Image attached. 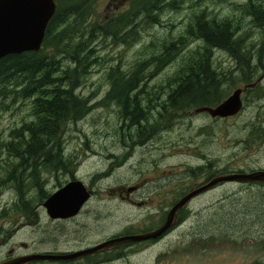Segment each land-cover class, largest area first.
Masks as SVG:
<instances>
[{"label":"rangeland","instance_id":"1","mask_svg":"<svg viewBox=\"0 0 264 264\" xmlns=\"http://www.w3.org/2000/svg\"><path fill=\"white\" fill-rule=\"evenodd\" d=\"M247 1L185 0L181 9L163 12L161 23L142 30L141 37L132 45H115L108 40H98L93 45L98 62L92 65L90 73L77 89L80 95L89 99L92 109L84 118L69 122L62 129L61 150L65 162L71 166L56 171L40 170L43 190L48 193L44 199L43 194L39 196L38 188L30 186L28 171L23 173L22 202L28 197L34 205L29 212H26L24 205L20 211L15 208V204L20 202L19 184L9 181L4 167L17 161L9 158L4 143L10 140L12 129L21 127L24 120L31 119L28 117L30 108L22 104L2 111L0 205L6 208L8 217L0 222V229L35 247L39 245L40 235L56 237L58 240L53 238V242H61L63 246L66 245L63 241L72 243L82 235L94 243L118 235L129 227L141 230L155 225L171 206L152 192L162 186L165 191L169 189L166 194L173 196L179 188L185 186L189 189L196 181L189 172L191 167L212 164L208 170L228 173L239 168L264 166V136L262 132L256 133L261 131L260 123L264 120V87L258 86L247 93L244 108L231 118L215 120L209 113L198 114L193 109L190 116L185 112L177 114L173 126L166 127L170 125L171 117L167 114L159 125V132L150 142H140L134 135L126 137L130 130L125 129L119 107L107 99L111 88L107 75L112 66L121 63L127 71L137 61L150 57L156 51L160 52L162 41L176 40L185 34L194 15L202 11H206L210 18H230L240 25L246 45L253 47L252 57L258 59L261 55H257V51L264 45L262 29L236 9L237 4ZM125 3V0H98L93 21L103 22L110 15L124 11ZM202 44V41L196 40L182 49L178 57L150 81L149 89H170L167 86L170 79L190 53ZM213 64L220 73L228 70L227 81L224 88L221 87L223 90L220 89L223 99L236 87L251 80L256 81L263 67L258 64L260 68L254 77L246 79L242 67L223 49H215ZM161 97L165 99L163 94ZM131 134H134L133 129ZM70 170H74L76 177L93 192L92 197L75 221L52 220L44 203L72 177ZM204 178L205 175L202 176ZM179 180L180 183L174 184ZM133 185L141 187L133 195L134 200L141 202L146 196L152 199L138 205L119 195V189ZM186 216L184 224H179L154 247L133 253L130 261L133 264L251 263L264 251V241L260 242L256 235L248 232L264 229V190L231 182L221 184L194 200ZM39 231L42 233H37ZM44 241L50 242L45 238ZM51 245L46 243L43 246ZM124 261L114 264H124Z\"/></svg>","mask_w":264,"mask_h":264},{"label":"trees","instance_id":"2","mask_svg":"<svg viewBox=\"0 0 264 264\" xmlns=\"http://www.w3.org/2000/svg\"><path fill=\"white\" fill-rule=\"evenodd\" d=\"M56 2L57 10L48 25L42 49L0 59V114L15 105L30 108L31 119L12 129L10 140L4 143L9 158L17 161L8 163L4 173L9 181L19 184L21 200L15 204L19 211L23 205L26 212L34 208L28 197L22 202L24 172L28 171L30 186L38 188L44 199L48 193L43 190L40 170L68 169L62 163V129L67 123L84 118L92 109L89 99L77 89L98 62L93 45L101 39L115 45H132L139 40L142 30L161 23L163 12L181 9L185 0H125V10L103 22L93 21L98 0ZM236 9L251 18L264 36V0H248L237 4ZM196 40L203 44L190 53L170 79L167 85L170 89L150 90V81ZM246 44L240 25L230 18H210L202 11L194 15L185 34L176 40L162 41L160 52L137 61L127 71L121 63L112 66L107 75L111 83L107 99L119 107L125 129L129 128L130 133L133 129L140 142L149 140L159 132L165 112L171 115L170 125L166 126L169 127L179 113L222 101V76L213 64L215 49L226 50L246 72V78H253L258 64L264 63V45L257 51L261 56L254 59L253 47Z\"/></svg>","mask_w":264,"mask_h":264},{"label":"water","instance_id":"3","mask_svg":"<svg viewBox=\"0 0 264 264\" xmlns=\"http://www.w3.org/2000/svg\"><path fill=\"white\" fill-rule=\"evenodd\" d=\"M57 10L56 0H0V59L27 51H40L45 40L48 25ZM242 89H237L217 107H202L197 111L208 112L213 117H227L237 114L243 107ZM264 182V170L250 173H229L215 176L207 184L183 196L169 211L167 219L157 229L133 235L117 236L95 246L68 254H32L3 264H26L37 260H72L91 255L115 246L157 239L172 229L178 222V212L191 200L226 182ZM91 191L81 180H74L53 193L44 203L51 218H70L80 213L90 200Z\"/></svg>","mask_w":264,"mask_h":264},{"label":"flooded vegetation","instance_id":"4","mask_svg":"<svg viewBox=\"0 0 264 264\" xmlns=\"http://www.w3.org/2000/svg\"><path fill=\"white\" fill-rule=\"evenodd\" d=\"M239 65V64H238ZM262 71H261V75L259 76V78L256 79V81L253 82H247V84L241 85L236 87L231 93L230 95H228L225 99H223L219 104L216 105H211V106H207V107H217L218 105H220L224 100L228 99L237 89H242V94H241V98H242V102H243V108H244V102H245V95L247 93H250L252 91H254L255 89H257V87H264V63L262 64ZM227 71H220L217 70V73L220 74L222 77V87L224 88V84L227 81ZM239 73V71H236ZM244 76L246 75V72H243ZM246 78V76L244 77ZM247 79V78H246ZM246 80H244L245 82ZM205 107V106H203ZM199 108L202 107H198L195 108V111L198 114H202L199 113L197 110ZM242 108V109H243ZM241 109V110H242ZM240 110V112H241ZM240 112H238L237 114H239ZM158 114H160L159 112H157ZM190 111L189 112H185V114H188L190 116ZM203 113H208V112H203ZM168 114V112L164 113V117ZM236 114V115H237ZM233 116H227V117H221V116H216L212 118H214L215 120L217 119H227V118H231L234 117ZM264 117V116H263ZM166 118V117H165ZM260 130L261 132H264V120L263 122L260 123ZM124 126H122L121 129H123ZM129 130V128H128ZM264 133H262V137ZM133 135L136 137V139L138 140V137L136 136V134H128L126 137H130ZM122 137H125L124 135H122ZM141 137V136H139ZM132 139V138H131ZM151 138L149 139V142L152 141ZM141 140V139H140ZM139 141V140H138ZM143 142H147L148 140H141ZM66 160H62V163H65V165L67 166V168L70 165V163H66ZM211 163V162H210ZM212 166V164H211ZM211 166L208 164L207 166L204 165H197L196 167H191L189 172H192L191 174L195 177L194 179H196L195 183L191 185V187H189V189L187 187H183L182 189H177L179 191H176L177 193L173 196H170V194H166L167 191H169V189H167L166 191L164 189H162V186H159L158 188L155 189L154 194L159 195L160 197H162L165 200V203H168L171 207L170 209L185 195H187L188 193H190L192 190L197 189L205 184H207L208 182H210V180H212L215 176L219 175V172H214L211 169L208 170V167L211 168ZM69 169V168H68ZM257 170H264V166H258V167H254V168H250V169H243V168H239V169H235L232 170L230 173H234V172H240V173H250V172H254ZM72 177L67 181V183L74 181L76 179H78L75 175L74 170H70ZM205 175V178L202 179V176ZM80 180V179H79ZM176 183H180V180L177 182H174V184ZM231 183H238V182H231ZM241 184L243 186L246 187H251V188H258L261 190H264V182L258 181V182H246V183H238ZM1 187V184H0ZM218 186H216L215 188L203 193L202 195L194 198L190 204L202 197L203 195L208 194L209 192L215 190ZM141 189L140 186L138 185H133L130 188L128 187H124L122 189H119V195L121 197H123V199L131 202V203H137L138 205H142V204H146V202H149L150 196H146L143 198V200L137 201L133 199V195H135V193L139 192V190ZM156 192V193H155ZM174 192V191H171ZM21 200V196L19 193V201ZM17 204V203H16ZM189 204V205H190ZM189 205L180 210L178 213V222L176 224V226H174L170 231H168L166 234H164L163 236L157 238V239H151V240H145V241H140V242H131V243H126V244H121L118 246H115L113 248L110 249H105L102 250L96 254H92V255H85L79 258H75L72 260H49V259H45V260H37V261H30L26 264H114L117 261L120 260H126V262L124 261V264H133L130 261V257L133 255V253H136L138 250L140 249H146V248H151L154 247L155 244L159 243L161 240H163L165 237H167L171 232H173L176 227L179 226V224H184L186 222L187 216L186 213L189 210ZM169 210L166 211V213L164 215H162V217L160 219H157V223L155 225H153L151 228L149 229H141V230H134L132 228H127V230L125 229L123 232L119 233L118 235H112L108 238H113L116 236H121V235H131V234H138V233H144L146 231L149 230H153L156 228H159L160 226L163 225V223L165 222V220L167 219ZM81 215V212L73 217L67 218V219H62V218H58V219H53L52 220H56V221H75L76 218H78ZM8 217V213L6 212V208L2 207L0 205V222L6 220V218ZM241 232V231H240ZM254 235H256L259 238L260 242L264 241V229H254L251 231H248ZM16 233H19V231H16ZM37 233H42L41 231L37 232ZM18 236H15L14 234H10V232L8 233V231L4 230V229H0V264H3L4 262L7 261H11V260H15L24 256H28V255H32V254H36V253H42V254H66V253H73V252H78L84 249H87L91 246H95L101 242H103L104 240L108 239H101L97 242H90L88 240V238L86 236H77L75 238V240L70 243L69 240H65L63 241L64 244L66 245H61V242L58 243L57 242H53L54 239L58 240L56 237L53 236H48L45 237L44 235H40V241H39V245L38 246H33L32 244L27 243L25 240H20L19 238H17ZM45 239H48L50 242H45ZM54 238V239H53ZM46 243H51L52 245L47 247V246H43ZM2 247L4 249H2ZM159 264V263H157ZM237 264H264V251H261V253L259 254V257L257 260L251 262V263H237Z\"/></svg>","mask_w":264,"mask_h":264}]
</instances>
